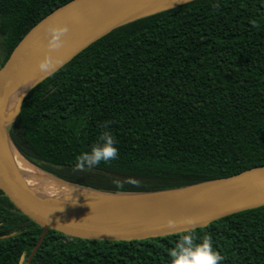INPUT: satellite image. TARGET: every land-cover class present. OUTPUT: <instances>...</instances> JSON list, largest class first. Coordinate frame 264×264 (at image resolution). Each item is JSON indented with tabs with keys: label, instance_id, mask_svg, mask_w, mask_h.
Wrapping results in <instances>:
<instances>
[{
	"label": "trees",
	"instance_id": "1",
	"mask_svg": "<svg viewBox=\"0 0 264 264\" xmlns=\"http://www.w3.org/2000/svg\"><path fill=\"white\" fill-rule=\"evenodd\" d=\"M69 1L0 0L1 66ZM105 130L117 158L74 170ZM7 134L38 169L104 193L174 189L264 165V0H196L113 30L28 90ZM41 230L0 191V264L21 255L24 264ZM189 232L211 237L220 264H264V206L129 242L48 229L29 264H168Z\"/></svg>",
	"mask_w": 264,
	"mask_h": 264
},
{
	"label": "water",
	"instance_id": "2",
	"mask_svg": "<svg viewBox=\"0 0 264 264\" xmlns=\"http://www.w3.org/2000/svg\"><path fill=\"white\" fill-rule=\"evenodd\" d=\"M193 1L196 0H71L36 23L0 67V191L22 215L42 229L24 264H29L48 229L81 240L129 242L204 228L213 221L264 206V165L174 189L104 193L66 183L26 160L41 173L72 188L109 196L124 195L141 205L136 209L85 208L40 199L28 188L5 153L4 135L10 140L7 126L19 114L28 90L113 30ZM63 25L68 30L60 37L61 46L49 50L45 39L47 30ZM45 58L46 66L38 69L37 62ZM19 88L25 90L18 96L11 117L5 118L3 110L8 96ZM184 217H191L193 223L185 224ZM169 218L174 221L171 227L165 223ZM23 260L21 255L18 264Z\"/></svg>",
	"mask_w": 264,
	"mask_h": 264
},
{
	"label": "clouds",
	"instance_id": "3",
	"mask_svg": "<svg viewBox=\"0 0 264 264\" xmlns=\"http://www.w3.org/2000/svg\"><path fill=\"white\" fill-rule=\"evenodd\" d=\"M67 26H56L46 32V47L49 50L59 48L62 44L61 35L67 32ZM47 58L37 62V68L43 70ZM118 150L112 134L105 130L98 139L92 143L86 151L75 157L74 170H82L85 167L92 168L101 162H107L117 158ZM119 186V181H114ZM185 224H192L191 217H184ZM172 226L174 221L170 218L165 221ZM168 264H220L222 257L213 249L211 237L204 234L197 241L191 232L178 236L173 247L167 252Z\"/></svg>",
	"mask_w": 264,
	"mask_h": 264
},
{
	"label": "bare ground",
	"instance_id": "4",
	"mask_svg": "<svg viewBox=\"0 0 264 264\" xmlns=\"http://www.w3.org/2000/svg\"><path fill=\"white\" fill-rule=\"evenodd\" d=\"M25 88H19L8 96L3 116L10 118L14 112L16 100ZM4 150L22 180L28 188L40 199L58 204L74 205L79 207H101V208H139L128 196H109L94 192H86L63 184L31 166L22 158L7 136L4 135Z\"/></svg>",
	"mask_w": 264,
	"mask_h": 264
},
{
	"label": "rangeland",
	"instance_id": "5",
	"mask_svg": "<svg viewBox=\"0 0 264 264\" xmlns=\"http://www.w3.org/2000/svg\"><path fill=\"white\" fill-rule=\"evenodd\" d=\"M0 40H1V37H0ZM3 56H4V51H3L1 44H0V67H1V63L3 61Z\"/></svg>",
	"mask_w": 264,
	"mask_h": 264
}]
</instances>
